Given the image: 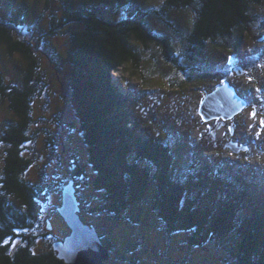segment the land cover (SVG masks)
<instances>
[{
	"label": "rangeland",
	"instance_id": "rangeland-1",
	"mask_svg": "<svg viewBox=\"0 0 264 264\" xmlns=\"http://www.w3.org/2000/svg\"><path fill=\"white\" fill-rule=\"evenodd\" d=\"M81 1L101 0H0V26L8 31L13 43L21 42L29 47L36 63L31 82L35 92L25 134L28 140L19 147L20 156L29 162L25 181L41 187L46 199L40 205L38 221L26 231L33 239L31 252L44 255L52 250L57 239L68 235L69 229L57 208L61 206L64 186L73 181L81 221L109 241L116 261L131 256L137 263L151 262L154 257L149 249H157L158 254L169 256L166 261L180 264H217L219 259L225 260L233 237L209 241L203 248H192V252L185 253L187 233L167 234L164 226L142 205L125 213L124 220L90 213L100 203V193L93 188L95 174L87 163L86 147L70 103L68 48L70 33L76 28L58 27L63 13L76 9ZM103 2L110 7L109 16L115 20L124 17L126 4H136L147 15L150 27L168 37L174 50L183 54L193 10H166L163 0ZM16 10L22 16L20 23L12 25L11 12ZM250 13L255 20L238 50L232 48L229 53H223L213 44L208 45L206 67L197 68L198 73L189 71L188 78L163 58L162 50L154 43L137 44L139 62L134 66L128 63L110 76L112 85L129 100L131 122L143 140H168L182 155L178 156L181 161L197 151L210 165L231 169L242 175L244 181L261 186L264 185V124L261 123L264 121V0L253 5ZM131 44L136 43L132 40ZM8 47L0 40V73L5 84L21 87L29 62L18 51L10 53ZM236 68L241 71L239 76L234 74ZM224 83L242 95V100L247 102L246 110L227 121L203 122L198 108L207 95ZM14 121L6 100L0 98V178L9 149L3 138ZM227 144L234 145L238 152L230 151ZM74 161L85 178L77 172ZM259 195L264 205V188ZM23 234L17 232L15 238L7 241L11 253L22 244ZM121 248H124L122 252Z\"/></svg>",
	"mask_w": 264,
	"mask_h": 264
},
{
	"label": "trees",
	"instance_id": "trees-1",
	"mask_svg": "<svg viewBox=\"0 0 264 264\" xmlns=\"http://www.w3.org/2000/svg\"><path fill=\"white\" fill-rule=\"evenodd\" d=\"M103 1H81L76 9H67L58 24L76 28L70 33L68 48L70 103L87 163L95 174L93 188L100 193V203L90 213L122 218L142 205L167 234L187 233L188 249L233 237L229 262L264 264V205L259 195L264 185L248 183L231 169L210 165L197 151L178 160L182 155L168 140H143L131 122L129 100L112 85L110 76L128 63L139 62L137 44L154 43L163 58L188 78L189 71L198 73L197 68L206 67L208 45L223 53L238 50L255 20L250 10L263 0H163L166 10L195 13L182 55L168 37L150 27L147 15L136 4H126L124 17L115 20ZM21 16L19 10L11 12L10 24L20 23ZM0 40L10 53L18 51L29 62L21 87L5 84L0 73V98L15 117L3 138L9 149L0 178V264H64L53 250L44 255L31 252L33 239L26 231L38 221L46 199L41 187L25 181L29 162L20 156L19 147L28 140L36 63L29 47L13 43L1 26ZM74 166L85 178L75 161ZM17 232L24 233L23 242L11 253L5 241ZM98 236L109 249V241Z\"/></svg>",
	"mask_w": 264,
	"mask_h": 264
},
{
	"label": "water",
	"instance_id": "water-1",
	"mask_svg": "<svg viewBox=\"0 0 264 264\" xmlns=\"http://www.w3.org/2000/svg\"><path fill=\"white\" fill-rule=\"evenodd\" d=\"M240 72L239 68L235 69L237 76ZM245 106V101L226 83L204 98L198 113L203 122L218 119L227 121L240 113ZM226 148L234 153L238 152L234 145L227 144ZM74 193L73 181H70L62 190L61 206L57 208V213L66 224L69 233L62 240L55 241L52 250L64 264H102L108 260V252L96 230L81 221L78 213L79 203Z\"/></svg>",
	"mask_w": 264,
	"mask_h": 264
},
{
	"label": "flooded vegetation",
	"instance_id": "flooded-vegetation-1",
	"mask_svg": "<svg viewBox=\"0 0 264 264\" xmlns=\"http://www.w3.org/2000/svg\"><path fill=\"white\" fill-rule=\"evenodd\" d=\"M62 240V239H60ZM109 249H106L107 252H108V260L104 261L102 264H180V263H175V262H172L171 260L170 261H166V260H169V256L164 254V253H160L158 254V250L157 249H149V253L152 254V256L154 257V259L151 261V262H140V263H137V261L132 258L131 256H126V259L125 260H122V258L119 257V259H117V261L115 260L116 258V255H115V251H114V247L109 244ZM122 250H124V248H121V252ZM121 252L119 254H121ZM126 252V251H124ZM192 252V250L190 249H186L185 250V253H190ZM230 250L226 253L227 256H226V259L223 260V259H219V261L217 262V264H232L231 262L227 261V258H229V254H230ZM128 254H131V251H127ZM156 256V257H155ZM157 259V260H156ZM164 260V261H163ZM183 264V263H181Z\"/></svg>",
	"mask_w": 264,
	"mask_h": 264
},
{
	"label": "bare ground",
	"instance_id": "bare-ground-1",
	"mask_svg": "<svg viewBox=\"0 0 264 264\" xmlns=\"http://www.w3.org/2000/svg\"><path fill=\"white\" fill-rule=\"evenodd\" d=\"M234 74H236L235 72H234ZM224 84H226V83H224ZM221 86V85H220ZM216 90V89H215ZM238 95V94H237ZM239 96V95H238ZM239 98H241L240 96H239ZM242 99V98H241ZM245 101V100H244ZM245 103H247L246 101H245ZM245 109V108H244ZM243 109V110H244ZM246 110V109H245ZM242 174V173H241Z\"/></svg>",
	"mask_w": 264,
	"mask_h": 264
},
{
	"label": "snow or ice",
	"instance_id": "snow-or-ice-1",
	"mask_svg": "<svg viewBox=\"0 0 264 264\" xmlns=\"http://www.w3.org/2000/svg\"><path fill=\"white\" fill-rule=\"evenodd\" d=\"M229 60H231V57H229ZM262 124H264V121H261ZM5 243H7V241H5Z\"/></svg>",
	"mask_w": 264,
	"mask_h": 264
}]
</instances>
